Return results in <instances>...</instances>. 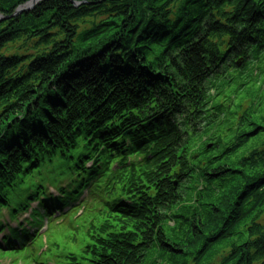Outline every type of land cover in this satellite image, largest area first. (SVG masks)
I'll list each match as a JSON object with an SVG mask.
<instances>
[{"label": "trees", "instance_id": "1", "mask_svg": "<svg viewBox=\"0 0 264 264\" xmlns=\"http://www.w3.org/2000/svg\"><path fill=\"white\" fill-rule=\"evenodd\" d=\"M30 1L0 0V213L38 202L33 218L50 217L102 179L107 209L52 264H264V126L251 119L264 0H45L10 17ZM56 151L76 180L42 204L26 184Z\"/></svg>", "mask_w": 264, "mask_h": 264}, {"label": "rangeland", "instance_id": "2", "mask_svg": "<svg viewBox=\"0 0 264 264\" xmlns=\"http://www.w3.org/2000/svg\"><path fill=\"white\" fill-rule=\"evenodd\" d=\"M256 1L259 2V0H256ZM177 9H178V6H176L175 9L173 10L174 13H175V11ZM159 49H161V48H159ZM159 49H157V50H159ZM157 50H155L153 52V55L151 53L148 54V59L149 60L153 59L154 53H156ZM233 70L234 69H229L228 72H225V74H224L223 71H221L220 75H222V76L226 75L227 76L228 73H231V71L234 72ZM258 80H259L260 83H264V74L260 75ZM229 85H231V84H229ZM227 90H229V89H227ZM216 99L223 100L224 96H217ZM227 101L228 100H224V103L227 102ZM247 108H248V103L243 104L241 106V108H239V110H237V113L235 114V117L238 118L237 119L238 121L232 126H229V124H225L224 127H223L224 130H222V131H224L227 135H230V136H233V135L236 136L238 133H240L244 126H239V123L241 122V117L243 116V114L245 113ZM262 118H264V108L261 109L260 112H258L256 114H252V116H251V119L253 121H255L260 126H264V121L261 120ZM247 129H248V127L244 128V130H247ZM261 140H263L262 137H261V134L258 135V136L257 135L256 136H254V135L251 136L250 144L248 146H246V148L241 149L239 154H242L247 148L254 146L256 143H258ZM197 147H198V145L195 148H197ZM47 169H48V176H47L48 178L47 179H50V178L55 179L56 177H58L60 172H64L66 170V167L64 165H60L58 162H55L53 165L49 166ZM171 225L172 224L170 223V226ZM55 226H57V225L56 224H52L51 227H55ZM50 231L53 232V228H51ZM50 231L44 233L45 236H49L50 235ZM52 234H54L53 237H57V238H59L61 236V234H59L58 232H55V233L53 232ZM42 240L38 241V243H37L38 246H40L42 244ZM35 251L37 252L38 250H35ZM40 259H42V258H40ZM0 264H9V260H7L6 258H0Z\"/></svg>", "mask_w": 264, "mask_h": 264}, {"label": "water", "instance_id": "3", "mask_svg": "<svg viewBox=\"0 0 264 264\" xmlns=\"http://www.w3.org/2000/svg\"><path fill=\"white\" fill-rule=\"evenodd\" d=\"M41 1H44V0H31L30 2H28L27 4H25L24 6L22 7H19L16 12L11 16V17H16L17 15H20L22 13H25V12H29L31 11L35 5H37L39 2ZM9 19V17H5V18H2L0 16V22L4 21V20H7Z\"/></svg>", "mask_w": 264, "mask_h": 264}, {"label": "bare ground", "instance_id": "4", "mask_svg": "<svg viewBox=\"0 0 264 264\" xmlns=\"http://www.w3.org/2000/svg\"><path fill=\"white\" fill-rule=\"evenodd\" d=\"M48 200L51 201V197H50ZM48 200L43 201L42 204L47 203ZM20 233H21V228H18V229L16 230V232H14V233L11 235V239H12V241H14L15 244H18V243H20V242H25V241H27V240L30 238V236H29V237L26 236V237H24V238H21V237H20Z\"/></svg>", "mask_w": 264, "mask_h": 264}]
</instances>
